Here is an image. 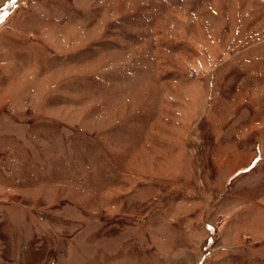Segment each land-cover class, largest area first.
Masks as SVG:
<instances>
[{
	"label": "rangeland",
	"instance_id": "1",
	"mask_svg": "<svg viewBox=\"0 0 264 264\" xmlns=\"http://www.w3.org/2000/svg\"><path fill=\"white\" fill-rule=\"evenodd\" d=\"M0 10V264H264V0Z\"/></svg>",
	"mask_w": 264,
	"mask_h": 264
},
{
	"label": "snow or ice",
	"instance_id": "2",
	"mask_svg": "<svg viewBox=\"0 0 264 264\" xmlns=\"http://www.w3.org/2000/svg\"><path fill=\"white\" fill-rule=\"evenodd\" d=\"M10 3H15V0H9ZM3 15H5V13L2 12V10H0V18L3 17Z\"/></svg>",
	"mask_w": 264,
	"mask_h": 264
}]
</instances>
